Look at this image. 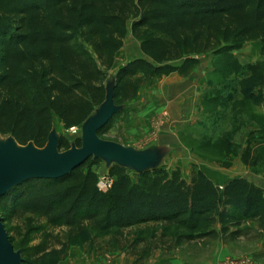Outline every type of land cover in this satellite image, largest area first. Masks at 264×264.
I'll list each match as a JSON object with an SVG mask.
<instances>
[{
  "label": "trees",
  "instance_id": "obj_1",
  "mask_svg": "<svg viewBox=\"0 0 264 264\" xmlns=\"http://www.w3.org/2000/svg\"><path fill=\"white\" fill-rule=\"evenodd\" d=\"M130 28L145 56L116 71L119 105L171 73L189 76L204 54L230 58L248 41H261L264 54V0H0V133L44 147L55 116L67 129L84 123L105 100L109 72ZM251 95L246 90L244 99ZM255 134L241 155L248 168L262 160L264 140ZM69 147L63 136L61 150ZM98 161L91 157L63 177L12 188L0 199L3 222L7 213L36 214L71 237L88 228L115 230V242H127L122 247L131 248L135 264L206 238L236 241L246 222L258 223L264 234V189L252 180L221 186L192 163L188 178L179 167L157 168L142 171L135 182L127 168L113 164L114 182L104 192L93 168ZM143 225L162 229L127 239L128 229ZM42 252L39 247L24 255V263Z\"/></svg>",
  "mask_w": 264,
  "mask_h": 264
},
{
  "label": "rangeland",
  "instance_id": "obj_2",
  "mask_svg": "<svg viewBox=\"0 0 264 264\" xmlns=\"http://www.w3.org/2000/svg\"><path fill=\"white\" fill-rule=\"evenodd\" d=\"M252 49L256 50V53L260 50L257 47H252ZM252 69L257 72L248 80L243 77L244 81L246 83L248 81L247 85L252 87L264 85V63L258 61ZM228 78L227 74H221L214 81V86L222 88L221 85L230 83ZM155 86L146 87L143 90L144 97L147 98L151 91L155 90ZM232 86L234 87V85ZM221 92L220 89L214 93L217 96L215 102L219 105L226 102ZM263 102L262 95L253 99L238 100L224 107L227 108L225 113L221 110L216 111L217 106L215 109L208 107L206 109L208 115L205 116L206 120L201 125L198 124L199 120L193 121V123L189 122L181 131L177 132L180 141L178 144L172 143L174 144L172 148L170 147L172 150L160 160L158 165L169 171L174 167H179L184 176L188 178L194 162L216 181L227 182L235 176L252 180L264 189V148L261 152L262 160L256 167L248 168L241 162V154L247 148L249 135L252 131L256 132V140H264V115L256 113L257 107L255 106L261 107ZM122 106L125 108L118 113H120L119 116L123 115L124 118H121L127 121L128 118L130 119L133 108L128 107L127 104ZM232 106L240 109L246 117L247 124H237L231 129L228 111ZM214 118L216 121L213 123ZM53 121L60 137L66 136L70 147L72 144L77 145V140L82 137L83 123L74 129L72 127L67 129L58 117L55 116ZM210 122L213 124L209 125ZM249 123H255L254 125L258 128L250 129L251 124ZM146 135L148 136V134ZM146 135L138 142L139 147L135 145L136 147L141 148L148 145L149 142L160 140V135L151 137ZM9 137L10 134L0 133L1 141L7 140ZM101 137L108 140L115 138L122 142L127 141L124 129L121 126L116 128L114 122L108 131L101 134ZM113 164L115 163L108 164L104 159L99 158L98 163L93 167L97 172L98 180L105 176H110L114 180L111 174ZM227 164L231 166L227 167ZM127 170L132 180L137 182L141 172L130 168ZM4 225L12 238L13 246L21 252L22 258L24 255H34L36 248L43 249L42 253L32 259H27L24 264H135L131 248L122 247V244L127 242L121 240L122 238H120L122 242L119 243L117 240L115 242V230L104 232L88 228L81 234L71 237L67 228L49 227L46 221L36 214L13 216L7 213ZM161 229L154 225L149 227L143 225L128 229L125 234L128 236L127 239L133 241L136 237H144L152 231L159 233ZM244 229L245 235L236 241L225 242L220 239L206 238L198 242L185 243L173 252L161 249L152 253L144 264H264V234L258 230V223L246 222ZM142 249L143 247L139 250Z\"/></svg>",
  "mask_w": 264,
  "mask_h": 264
},
{
  "label": "crops",
  "instance_id": "obj_3",
  "mask_svg": "<svg viewBox=\"0 0 264 264\" xmlns=\"http://www.w3.org/2000/svg\"><path fill=\"white\" fill-rule=\"evenodd\" d=\"M124 42L123 48L115 55L114 67L111 70L113 73H116L119 68L123 67V65L131 60L145 56L141 49V43L133 37L131 28ZM252 47H257V49L259 48L260 50L256 53V50H253ZM235 60L238 66L237 69L233 68ZM258 61L264 63L262 42L248 41L243 48L232 51L230 58H215L211 54L202 55L200 65L195 68L189 76L182 77L178 73H171L169 76H164L161 80L156 82L155 90L151 91L147 98L144 97L145 94L143 92L146 87H143L140 89L136 98L127 103L128 107L133 108L130 119L128 118L127 121L126 119L124 120L123 115L117 116L114 119L116 120L114 121L116 128L121 126L124 129L125 140L127 139V141L122 142L115 138L113 140L139 150L149 148L156 144H163L172 148L174 145L172 144L173 142L178 144L180 141L177 132L181 131L187 123H193V121L196 122L199 120L198 124L201 125L202 122L206 120L208 115L206 109L208 107L209 109L218 107L216 111L221 110L225 113V109L227 108L224 107L238 100H243L246 90H250L253 94L251 95L252 99L257 98L259 95H262L264 98V85L255 87L247 85V80L255 73V70L247 67L250 65H257ZM246 68L247 70H245ZM226 72L228 74L227 76H229L228 80L230 83L221 85L222 88L214 86L216 78L221 74H226ZM243 77L247 79V83L244 81ZM232 85H234V87ZM220 89L222 91V96L225 97V101H228L227 105L224 103L223 105H219L215 102L217 96L214 93H217ZM255 106L257 107L256 113L264 115V102L261 107ZM134 109L136 110L135 113ZM228 117L230 118L231 129L237 124L248 123L240 109L233 106L228 111ZM215 118L213 123L216 121ZM213 123L210 122L208 124L212 125ZM62 124L65 127L64 122H62ZM249 124H251L250 129L254 130L258 128L254 125L255 123ZM53 128H56L55 124ZM56 130L58 132V129ZM146 134H148V136ZM144 135L147 137L160 135V140L152 143L149 142L150 145L148 144L138 148V142L141 141ZM208 177L212 178L209 175ZM212 179L218 185L224 186L238 178L234 176L227 182L216 181L214 178Z\"/></svg>",
  "mask_w": 264,
  "mask_h": 264
},
{
  "label": "water",
  "instance_id": "obj_4",
  "mask_svg": "<svg viewBox=\"0 0 264 264\" xmlns=\"http://www.w3.org/2000/svg\"><path fill=\"white\" fill-rule=\"evenodd\" d=\"M116 74L110 73L105 84V100L82 124L80 146L72 144L64 151L60 150L62 137L56 128L50 131L44 147H38L35 142L21 144L12 135L7 140H0V199L26 180L63 177L91 157L141 173L160 168V160L172 150L169 146L156 144L139 150L105 139L98 133L125 108L114 100ZM22 260V254L13 246L0 215V264H24Z\"/></svg>",
  "mask_w": 264,
  "mask_h": 264
},
{
  "label": "built area",
  "instance_id": "obj_5",
  "mask_svg": "<svg viewBox=\"0 0 264 264\" xmlns=\"http://www.w3.org/2000/svg\"><path fill=\"white\" fill-rule=\"evenodd\" d=\"M76 127H72V129H74ZM98 186L100 188V190L102 191H108L109 189H111V186L113 185V178L110 176H105L100 178L98 181Z\"/></svg>",
  "mask_w": 264,
  "mask_h": 264
}]
</instances>
